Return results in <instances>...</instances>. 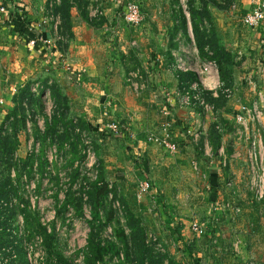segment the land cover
<instances>
[{"label": "rangeland", "instance_id": "rangeland-1", "mask_svg": "<svg viewBox=\"0 0 264 264\" xmlns=\"http://www.w3.org/2000/svg\"><path fill=\"white\" fill-rule=\"evenodd\" d=\"M188 1L79 0L82 3L80 9L87 12L92 25L90 43L96 53L90 79L92 90L88 93L74 79H68V82L64 69L62 73L65 75L60 76L63 82H60V79L55 80L57 76L53 75V69L45 70L40 65L41 59L51 60V54L46 48L44 52H37L44 44H48L49 38L44 41L33 30L26 29L29 33L21 31L20 35H16L18 40L14 42L7 37L8 20L0 17V253L4 255L7 249L13 248L10 252L14 250L18 254L13 264H22V259L19 258V245L12 244V239L21 241L23 245L26 242L31 264H87L85 256L90 250L87 241L92 230L103 244L112 246L97 264H137L126 261V248L114 231L122 227L130 236L126 206L132 208V212L144 225V240L151 250L148 264H264V198L260 201L254 199L247 188V180L246 184L245 180L241 181L246 185V190L238 192L234 182L232 189H225L227 198L214 203L217 207V203L231 201L233 205L230 208L220 205L218 211L215 208L213 210L218 213L216 218H206L207 221H204L206 219L194 215L196 220L193 218L190 222L191 218L184 215L181 197L168 194L167 189H174L179 181H167V172L164 170L166 165L162 166L155 160L152 163L154 166L148 168L149 175L146 170L143 171L147 169V162L140 151L141 143H153L159 147L172 144V130L183 128L181 123L184 116L182 122L179 120L175 124L177 110L171 108V120L163 109L169 105L173 95L181 98L192 92L184 83L177 84L175 80L173 92L170 93L171 84H161L157 80L159 68L153 66V60L156 59L152 60L149 53L146 58L139 60L135 56L138 50V43L134 42L136 38H125L123 34L134 29H154L157 21L151 18L146 20L154 12L159 17L160 14L167 16L172 11L177 14L182 7L189 19ZM212 1L194 0V3L200 13H205L206 9L212 12L225 44L235 48L231 66L234 65L233 69L237 71L236 76H233L237 81L235 87H231V96H216L210 83L214 76H218L217 66L209 60L200 59L194 43H187L183 34L179 35L181 49L177 52L178 60L174 66L196 71L201 81V93L206 102L214 105L210 111L198 104L184 106L193 113L201 114L198 118L190 116L192 121L189 125H195V128H199L201 121L207 117L210 121L213 119L223 123L220 122L221 115L231 116L232 113L235 114V123L240 124L236 121V114L241 113L242 105L250 107L248 98L254 89L243 80L241 73L253 70L252 65L256 67L258 58V70L264 74V49L252 53L248 48V45L255 43L254 35L251 34L264 31V19L254 27L243 23L244 15L257 7V2L264 0ZM128 2H136L143 15L137 27L129 25L121 15L123 6ZM56 3L53 4L54 14L57 13L60 18L55 32L61 38H51L50 44L56 42L59 51L64 53L72 38V16L69 27L57 9L60 2ZM97 8L102 10V14L92 16ZM21 10L20 19L16 21L23 25L28 21V13ZM50 19V13H47V26L54 23ZM158 22L165 29L172 27L170 18ZM42 24L43 27L44 22ZM207 24L203 26L211 29ZM228 31H232L230 35ZM210 32L206 30V33ZM236 32L240 38L238 45L235 44ZM23 42H30V49L28 45L23 46ZM13 43L23 48L18 53L21 59L17 66L10 60V57L16 55H11ZM122 46L127 47L126 53L122 52ZM187 50L190 52L186 53ZM45 53L47 57L43 56ZM99 54L101 56L96 57ZM248 61L252 67L247 66ZM100 62L102 64L98 66ZM157 62L162 65V56ZM175 67L167 73L169 78H172V74L176 76L178 69ZM83 70L86 72V69ZM84 78L82 76L80 82ZM38 81L43 84V88L33 93L30 87ZM102 91L104 94H101ZM241 91L248 95L239 99ZM140 106L149 109L151 115H140L137 109ZM47 118L50 119L48 125L51 128L47 125ZM168 120L172 121L169 127L171 133L164 141V127L170 124ZM263 120H259L261 125ZM111 123L117 124L116 131L110 130ZM262 137L264 142L263 134ZM3 140L15 146L11 155H1ZM42 152L45 155L40 164L38 157ZM180 155L189 161L188 167L193 171L191 153L186 151ZM144 177L149 179L151 186L146 194L139 197L138 183ZM103 182L108 184L110 191L100 196L95 193L94 185H102ZM239 201L244 205L247 201L246 209L250 207L257 211L259 227L253 229L252 211L251 214L244 213ZM25 205L32 212L29 215L26 213L27 216L23 212ZM233 206L239 207V211L233 210ZM228 209H232L233 214ZM96 210L99 211L97 217L94 213ZM37 222L46 226L47 232L54 231V237L48 239L45 230ZM194 222L202 225L203 234L198 235L194 231ZM214 224L219 234H214L217 231L213 229ZM114 246L118 252L113 251ZM132 249L133 252L138 251L136 247ZM58 253L62 259L57 257ZM6 257H0V264L5 263ZM131 257L136 259L135 254Z\"/></svg>", "mask_w": 264, "mask_h": 264}, {"label": "crops", "instance_id": "crops-1", "mask_svg": "<svg viewBox=\"0 0 264 264\" xmlns=\"http://www.w3.org/2000/svg\"><path fill=\"white\" fill-rule=\"evenodd\" d=\"M52 1L54 2V4L56 2H60V0H0V17H3L8 20L7 37L12 38L15 42V40H18L16 35H20L21 31L23 30L26 34H28L29 32L26 29H29L33 30L34 34L41 36L44 41H47V39L49 38L48 44H44L43 48H37V52H44V48H46L47 51H49L51 54V60H49L50 58L41 59L40 65H42L45 70L48 68L53 69V75L57 76L55 77V80L59 81L60 79V82L63 79L60 76L65 75L62 73V69H64L67 73L65 75L67 78L66 80L70 82L68 79H74L76 82L82 85L83 89L86 90L85 92L88 93L90 92V90H92V87H90V85H92V80L90 79L92 75V69L94 68L93 56L96 55L95 50H92V46L90 43V41H92L91 35H93L92 25L88 20V15L85 16L82 10L78 8L75 2H73L74 6L71 9L72 38L69 46L64 49L65 52L63 53L62 51H59L58 44L56 42L50 44L51 38L52 40H55L57 38V33L55 32L56 30L53 27V23L47 26V23L49 22L46 23L45 21L47 18L49 5ZM126 4L127 3H125V5L123 6L121 12L122 16ZM21 9L26 10L28 13V21H25L23 25H20L18 21H16L20 19V15L22 14ZM55 16H58L60 18L57 13H55ZM149 16L150 15H148V18L146 19L147 21L150 18L151 20L157 21V23H155L154 25V29H134V31H126L123 35H125V38H127V36L136 38L134 42L135 44L138 43V50L135 52V56H137L139 60L146 58V56L150 54L151 55L149 57L152 58V60L153 58L156 59L153 60V66L156 69L159 68V70L157 71L159 78H157V80L158 82L160 80L161 84L162 82H168L169 85L171 84L170 93H172V86L175 83V80L178 82L177 84H181L177 73L176 76L172 74V78H169V76L167 75V73L171 72L173 67H175L174 65L178 60L177 52L181 49V45L179 43V35L183 34L184 39L187 43L189 42V38H191L190 41L193 42L195 45L193 34H191L192 31L190 27V21L188 19L187 29H184V27H182L181 25L182 21L180 12L176 14L172 11V13H168L167 16H162L160 14L161 17H159V15H156V13L154 12L153 15H151L150 17ZM26 17L27 16L24 14V18ZM168 18H170V20L172 21V27L170 26L169 28L165 29L162 23L158 22V20H168ZM49 21L53 22L52 19H50ZM42 22H44L43 27ZM204 23H208L207 25L212 27L211 29L213 31V34L218 39L219 43L223 45L226 48V51L230 54L229 62L227 65L231 76L230 86L233 88L235 87L234 85L237 81L236 77H233L236 76L237 71L236 69H233L234 65L231 66L234 60L235 48L233 49L231 44H225L223 39L224 36L223 34L219 33L218 24L213 18V14L211 11L209 17L204 19ZM228 32L230 35V32L232 31ZM251 35H254L255 43L251 46L248 45V48H250V52L257 53L259 50L264 49V31L260 30L259 32L253 33ZM237 36H239L238 32H236L235 38V44L238 45L240 38H238ZM22 44L23 46L28 45L30 49V42H27V44L26 42H23ZM13 45L14 46L12 48L11 55H13V53H15L16 55L10 57V60H13V65L17 66V62H19V59H21V55L19 56L18 53H20L23 48L21 49V47L17 46L15 43H13ZM36 47L37 46H35V49ZM121 49L123 53H126L128 50L127 47L125 48V46H122ZM188 52H190V50H187L186 53ZM98 53H100V51H98ZM43 56L47 57V54L45 53L43 54ZM98 56H101V54L97 55L96 57ZM161 56L163 60L162 65L157 62L161 58ZM24 59H26V57ZM256 59L257 62L260 63L258 58ZM123 60L126 61L124 55ZM243 60L244 59H242V61ZM258 63L256 67L254 64L252 65L254 66L253 70L247 71V73H241V77H243L244 81V77L246 76L251 77L255 83V85L252 86L254 88L253 92L249 94L250 99L248 98V106L250 107H252L254 103L259 99L260 92H264V74L262 75V73L258 70ZM101 64V62L97 63L98 66H100ZM108 64L111 66L110 62H108ZM24 66L25 63L23 64V67ZM247 66H251L250 62L249 65L247 64ZM178 67L179 68H175L182 71L188 70V68L183 69L180 66ZM83 69H86V72ZM68 70L70 71L69 73ZM194 72L198 77L197 72ZM217 75V78H215L214 76V79L210 83V85H213V87H211V90L214 94L218 82H222L218 68ZM82 76H85V78L82 82H80ZM198 81L201 84L199 78ZM106 84L108 85V83ZM106 84L104 85L106 86ZM107 89H109V87L106 88V90ZM170 93L168 91L167 94L170 95ZM101 94H104V91H102ZM245 95H248V93H244V91H241L238 98H245ZM173 96L169 100V105L165 106V109L172 108L173 110H177V114H175L174 119L175 124H178L179 120L180 122H182V116H184L183 123H181L183 124V128L177 127L175 130H172L171 141L173 142L172 144H167V146L159 147L153 143H141L140 146L142 147H140V151L143 154L144 161L147 162V169H143V171L146 170V174L148 172L149 175L148 168L150 169V167L152 168V166H154L152 165V163L156 162L155 160H157V163L162 166L166 165L164 167V170L167 172V175L165 176V178H167V181H179V185H174V189L173 187L172 189H167L168 194H171L172 197H181V206H183L184 215L188 219L191 218L190 222L193 218L196 220L197 217H195L194 215H199L202 220L206 218L211 219V217L216 218L218 216V213H216L218 209L216 206H214V203L216 201L224 200V197L227 198L225 189L230 188L226 185L229 180H233L235 182V187L237 186L238 192H241V189L246 190V185H244V183L241 181L245 180L246 184V180H248V168L246 166L248 164L247 149L250 145L251 137L254 132H256V129L260 130L262 137V134L264 135V127L263 125H261V122L257 119H248L245 124H238L234 121V113H232L231 116L229 114L221 115V118L217 113L218 117L220 118V122L223 123L215 122L213 119H211V121L213 120L211 122L210 119L207 117L201 121L202 124H199V128H195V125H189L190 121H192L190 116L198 118L201 114L196 112L193 113V111L185 109L187 107L179 105L180 98H178L177 96ZM137 109L140 112V115L142 116H147L148 114H150L149 109H146L142 106L138 107ZM184 109L186 111H184ZM228 119L230 121H228ZM195 121H198V119H195ZM208 121H210L211 123H209ZM164 151L168 153H165ZM186 151H189L191 153V157L193 158V166L195 163L197 164L196 167L192 166L193 171L191 170V168L188 167L189 161L181 158L182 155L180 154H185ZM184 164H187V168L184 166ZM143 179L149 180L147 177H144ZM248 194L250 193L248 192ZM246 203L244 205L242 202H240L243 208H241V210H243L244 213L249 212L250 214L252 211L251 222L253 223V229L255 227H259V214H257V211L253 208L251 209L249 207L246 209V207L248 206L246 205ZM177 205H180V203H177ZM214 208L216 211H213ZM228 211L233 214L232 209H228ZM207 219L204 221H207ZM213 229L217 230L214 231V234L220 233L218 232L219 230L216 227V224L213 225Z\"/></svg>", "mask_w": 264, "mask_h": 264}, {"label": "trees", "instance_id": "trees-1", "mask_svg": "<svg viewBox=\"0 0 264 264\" xmlns=\"http://www.w3.org/2000/svg\"><path fill=\"white\" fill-rule=\"evenodd\" d=\"M76 3V5L78 6V8H81V4L79 2V0H60V4L58 5L57 9L58 11H60L62 13V17L64 19V21L66 22L67 25H69L70 27V18H71V9L74 6V3ZM212 2L216 3V0H213ZM56 4V3H55ZM83 14L86 16L87 12H84L82 10ZM188 12H189V21L191 22V31L193 34V38H194V42H195V46L197 48V52L199 57L202 60H209L212 61L216 64L218 71H219V75L221 78L222 83L224 84L225 87H231V76H230V71L228 69V62H229V58H230V54L226 51V48L221 45L218 41V39L215 37V35L213 34L212 29L210 28H205L203 26L204 24V19L208 18L210 15V11L209 9H206L205 13H200V10L195 6L194 0H189L188 1ZM180 15H181V25L182 27H184V29H187V21H188V17L186 16V13L184 12V9L182 7H180ZM212 28V27H211ZM211 30L210 33H206ZM186 31V30H185ZM191 38H189V42ZM176 73L178 75L179 81H181V83H184L186 87H190L192 83L197 82L198 78L196 73L193 70H186V71H182V70H176ZM220 92V90H219ZM219 94H222L221 92ZM48 120H50L49 118H47V125H48ZM49 128H51V126L48 125ZM47 127V128H48ZM2 146H3V151L1 152V155H6L8 153H10V155L13 153L15 146L10 143L8 144L7 141L4 142V140L1 142ZM1 148V147H0ZM44 152H42L41 155H39L38 159H39V163L42 164L43 159H44ZM29 159H31V157H29ZM33 163V160L32 162ZM1 174V173H0ZM99 182V181H98ZM94 188L96 189V194H99L100 196L102 194H104L105 192H109V186L107 183L103 182L102 185H94ZM5 190V189H4ZM3 190V192H5ZM67 201L65 202V205L63 206V208L66 206ZM127 204V203H125ZM127 207V226L130 229V236H128L125 232V229H123L122 227H117L115 228V234H117L116 236H118V238L120 240L123 241L124 246L126 248V261L128 262H132V263H137V264H148V258L150 257V253L151 250L146 242V239L144 240V235H145V231H144V225H142V221L141 219L134 213L132 212V208L130 206H126ZM29 207L27 205L24 206L23 212L26 215V213L28 214L29 211ZM99 211L96 210L95 213V217H97L99 215L98 213ZM32 212H30L31 214ZM29 215V214H28ZM39 223V222H37ZM39 226L43 227V229L46 232V237L49 238H53L54 237V231L52 232H47V227L46 226H42L39 223ZM130 237V240H129ZM12 244L15 245V243H18L17 245H19L18 249H19V254H20V259H22V264L27 262V252L28 250L25 247V241H24V245L21 241L16 242V239H12ZM88 247L90 250H88L87 254H86V263L87 264H97V262L99 260H102L106 255V253H108V250L110 248H112V246L103 244L101 242V240L99 239V237L97 235H95V232L92 230L90 236L88 237ZM112 244V243H111ZM16 245V246H17ZM132 247H136V249L138 250L137 252H133ZM11 249L13 248H9L7 249V253L6 251L4 252L7 257L5 259H7L8 261L7 264H13V262L16 261V257H18V254L16 252H13L14 250L11 251ZM114 252H118V249H116V247L114 246L113 248ZM12 253L15 254V257H13ZM135 254L136 259H133L131 256ZM3 254L0 253V257H4ZM58 258L62 259V255L60 253H58ZM6 262L4 264H6Z\"/></svg>", "mask_w": 264, "mask_h": 264}, {"label": "built area", "instance_id": "built-area-1", "mask_svg": "<svg viewBox=\"0 0 264 264\" xmlns=\"http://www.w3.org/2000/svg\"><path fill=\"white\" fill-rule=\"evenodd\" d=\"M59 1V0H57ZM258 5L251 11L247 12L243 17V23L250 27L257 26L263 19H264V1L257 2ZM53 4L52 1L49 5L48 13H50V18L54 21L53 26L54 29L57 30L58 24H59V17L55 16L54 10H53ZM102 14V10L96 9L92 16H99ZM187 14V12H186ZM123 17L125 21L131 25L132 27H137L143 20V15L140 11V7L136 2H128L123 10ZM58 39H60V36H57ZM33 42V40L31 41ZM214 63V62H213ZM215 64V63H214ZM185 69V67H181ZM138 74V72H137ZM245 81L251 85L254 86L255 83L251 77H244ZM31 90L33 93H37L40 89L43 88V84L41 85V82H36L31 85ZM191 90V94H186L185 96H182L180 98V105L182 106H192L193 104H198L206 111H210L213 109L214 105L206 102L203 93L200 91L199 83L194 82L189 87ZM219 90L222 94H225L227 97L232 95V88L231 87H225L222 82H218L215 95L219 96ZM166 115L169 116V119H171L172 111L171 108L164 109L163 111ZM264 118V92H260L259 95V101L255 102L252 107H247L245 105L241 106V113L236 114V121H239L242 124H245L248 119H262ZM172 120V119H171ZM168 120L167 123H170L167 125V127H164L165 131V137L164 141H166L170 137L171 128H169L172 125V121ZM264 127V123H262ZM110 130H117V124H110L109 125ZM169 144V143H167ZM247 156H248V164L246 165L248 168V180H247V188L249 192H251L254 199L260 201L264 198V142L261 137V133L259 129H256V132L251 137L250 145L247 149ZM197 164L195 163L193 167H196ZM226 185L230 188H233L234 181L229 180ZM150 181L147 179L140 180L138 183V193L137 195L140 197L141 195L146 194L150 189ZM222 205L223 208H230L233 204L231 201L225 202V203H217V208H220L219 206ZM233 210L236 212L239 211V207L233 206ZM192 228L194 231L201 235L204 233V229L202 225H200L197 222H194L192 225ZM13 257H15V254L12 253ZM31 255L30 252H27V262L28 264L32 263V259H30ZM7 260V259H6ZM5 260V262H6Z\"/></svg>", "mask_w": 264, "mask_h": 264}]
</instances>
